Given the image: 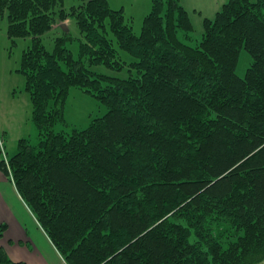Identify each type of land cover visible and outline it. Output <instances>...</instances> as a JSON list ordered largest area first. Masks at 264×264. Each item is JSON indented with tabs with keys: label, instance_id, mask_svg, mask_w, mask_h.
<instances>
[{
	"label": "trees",
	"instance_id": "1",
	"mask_svg": "<svg viewBox=\"0 0 264 264\" xmlns=\"http://www.w3.org/2000/svg\"><path fill=\"white\" fill-rule=\"evenodd\" d=\"M63 1L0 0L11 39L33 38L18 71L39 131L38 144L18 140L8 164L55 247L69 264L262 262L264 0H227L204 17L197 44L186 42L194 23L181 0H153L139 34L108 0H81L71 12ZM58 14L81 27L78 57L69 32L52 51L43 42ZM110 31L135 57V75L93 69L129 65ZM243 47L253 56L245 77L236 73ZM77 86L107 113L54 130ZM0 168L11 179L2 151ZM0 264L29 263L0 249Z\"/></svg>",
	"mask_w": 264,
	"mask_h": 264
},
{
	"label": "rangeland",
	"instance_id": "2",
	"mask_svg": "<svg viewBox=\"0 0 264 264\" xmlns=\"http://www.w3.org/2000/svg\"><path fill=\"white\" fill-rule=\"evenodd\" d=\"M190 1L186 0L188 5H190ZM63 2L64 5L62 7L69 12H71L74 6H79L83 3L81 0H64ZM108 2L112 9H122L124 11L126 21L131 23L136 34L141 32L144 25V18L151 11L153 5V0H108ZM62 7H57L56 10L58 11ZM187 10L193 20L194 30L191 32V40L186 39V42L197 44L204 33L203 15L200 16L192 8ZM59 16L60 14L56 17L54 27L41 36L43 42L47 49L52 51L55 39L69 32L68 35L72 39L68 40L67 46L71 48L74 56L78 57L80 43L85 40L81 27L78 25L76 17H69L62 20ZM63 22L68 25V30L61 25ZM8 25L9 18L7 11H0V124L2 123L6 126L7 133H4V140L10 155L18 149L17 142L21 137H28L30 143L38 144L39 131L32 119V97L26 90V77L24 73L18 71V68L22 64L23 53L25 49H28L33 44V38L32 36H17V38H14V42L9 36ZM110 36L114 38V44L119 50V58L125 60L129 65L126 64L123 70H115L104 64L94 66L93 69L122 78L132 74L135 75L136 70L130 66V62L135 57H132L127 50L118 45L116 35L112 31H110ZM239 53L236 73L238 76L245 77L248 68L251 66L253 56L245 47L241 48ZM68 95L64 114L66 120L64 122H58L54 130L72 132L74 128H86L94 118L102 117L108 111L107 106L99 98L91 93H87L78 86L72 87ZM1 131L3 130L1 129ZM6 166L8 167L7 163ZM8 170L11 172L12 167H8ZM191 239L192 241L197 240L194 234ZM260 264H264V260Z\"/></svg>",
	"mask_w": 264,
	"mask_h": 264
},
{
	"label": "crops",
	"instance_id": "3",
	"mask_svg": "<svg viewBox=\"0 0 264 264\" xmlns=\"http://www.w3.org/2000/svg\"><path fill=\"white\" fill-rule=\"evenodd\" d=\"M227 0H181L187 9L192 8L200 16L213 18ZM1 129L3 131H1ZM4 133L6 126L0 124V151L8 154ZM11 176V173H10ZM7 229L0 237V249H5L13 261H23L29 264H69L50 236L39 224L27 202L17 190L16 184L0 168V224ZM261 263V262H260ZM259 263V264H260Z\"/></svg>",
	"mask_w": 264,
	"mask_h": 264
},
{
	"label": "built area",
	"instance_id": "4",
	"mask_svg": "<svg viewBox=\"0 0 264 264\" xmlns=\"http://www.w3.org/2000/svg\"><path fill=\"white\" fill-rule=\"evenodd\" d=\"M3 155L5 156V161H6V163H7V165H8V167H9V159H8V156H6V154H4L3 153ZM11 169V168H10ZM11 173V179L14 181V179H13V175H12V172H10Z\"/></svg>",
	"mask_w": 264,
	"mask_h": 264
},
{
	"label": "water",
	"instance_id": "5",
	"mask_svg": "<svg viewBox=\"0 0 264 264\" xmlns=\"http://www.w3.org/2000/svg\"><path fill=\"white\" fill-rule=\"evenodd\" d=\"M61 25L64 26L66 30H68V25H66L65 22H63Z\"/></svg>",
	"mask_w": 264,
	"mask_h": 264
}]
</instances>
